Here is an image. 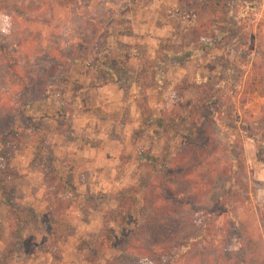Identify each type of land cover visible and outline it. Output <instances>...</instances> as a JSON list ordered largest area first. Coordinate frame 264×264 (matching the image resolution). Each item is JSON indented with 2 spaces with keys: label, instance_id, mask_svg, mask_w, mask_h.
Segmentation results:
<instances>
[{
  "label": "rangeland",
  "instance_id": "1",
  "mask_svg": "<svg viewBox=\"0 0 264 264\" xmlns=\"http://www.w3.org/2000/svg\"><path fill=\"white\" fill-rule=\"evenodd\" d=\"M66 1L70 9H55L59 28L40 31L42 45L68 39L63 67L30 107L0 123L6 135L0 174L16 208L34 219L18 243L6 244L12 237L0 206V264L7 245L15 248L14 264H87L85 242L97 236L105 212L115 209V193L131 184L143 182L148 197L161 196L170 175H176L182 183L178 179L175 186L196 195L184 206L212 203L229 186L209 171L219 165L217 146L226 143L220 124L240 143L245 181L254 199L264 203V164L256 161L255 144L246 133L264 143L263 100L251 71L252 64H264V0H245L257 6L247 28L237 24L232 0H89L98 6L82 14L73 9V0ZM214 13L215 23L229 32L218 46L196 33ZM79 18L86 26L80 40ZM3 22L0 14V33ZM108 59L121 68L116 82L94 77L93 66ZM217 89L220 97L210 103L218 113L215 123L205 104ZM172 103L182 129L175 141L146 116L159 118ZM35 134L47 148L39 159L34 158ZM166 147L171 159L189 154L176 161L175 171L136 166L138 151L157 158ZM56 170L66 180L58 200L70 207L52 225L47 213L57 211L47 209ZM134 226L130 220L115 228L113 248L96 264H151L127 251Z\"/></svg>",
  "mask_w": 264,
  "mask_h": 264
},
{
  "label": "trees",
  "instance_id": "2",
  "mask_svg": "<svg viewBox=\"0 0 264 264\" xmlns=\"http://www.w3.org/2000/svg\"><path fill=\"white\" fill-rule=\"evenodd\" d=\"M25 1L0 0V14L4 16L0 33V123L7 117L18 115L23 108L30 107L36 99L35 95L44 93L50 84L49 77L63 67L61 60L67 59L65 52L70 50L68 39L42 45L40 37L41 30L49 32L53 26L54 29L59 28L55 23V9H70V2ZM33 1L34 4L31 3ZM232 1L237 24L243 28L249 27L257 13V6L245 0ZM73 4V9L81 14L95 6L89 4V0H73ZM81 4L84 6L79 8ZM216 17V13L210 16V20L201 24L196 33L198 38H211L214 41L212 45L218 46L229 32L215 23ZM82 18L78 21L81 30L79 40L85 35L86 26L81 22L85 18ZM25 45L26 49L21 52ZM12 49H16V52ZM251 68L253 81L258 85L263 100L260 112L264 114V64H252ZM120 70L117 62L110 59L93 66L94 77L105 82H116L120 78ZM220 94L221 90H214L205 104L215 123L218 122V113L216 106L211 107L210 103L211 100L216 101ZM233 96L234 93L230 98ZM174 108L177 112L176 103L171 104L168 112L160 111L159 118H153L149 112L146 116L149 122H156L164 130L166 139L175 141L182 137V129L180 116L172 111ZM220 126L226 133V143L217 146L219 165L209 171L212 172V179L226 180L229 185L226 192L210 204L194 202L186 207L184 205L188 199L195 200L196 195L186 193L187 189L181 188L182 184L175 186L179 179L176 175H170L166 195L148 197L143 193L146 190L143 182L120 189L115 193V209L105 212L97 236L85 242L84 261L87 264H96L106 257L113 248L115 228H122L130 220L134 221L135 226L127 251L151 264H264V203L254 199L245 181V162L240 143L228 133L224 124ZM246 133L255 144L256 161L264 164V143L249 130ZM5 138L6 135L0 132V157L6 146ZM32 138L35 144L34 158L39 159L47 148L42 136L35 134ZM183 156L171 159L167 147L157 158L145 151H138L136 166L151 172L170 173L175 171L176 161ZM207 163L209 161L206 160ZM54 174L50 180L56 181L53 186L56 189L50 193L53 202L49 203L50 207L47 206V210L52 208L57 211L47 213L48 222L52 225L60 221L70 207L58 200V190L66 189V180L61 172L57 173L56 170ZM7 182V178L0 174V206L5 211L6 228L12 237L6 244H16L26 224L34 219L29 213L16 208ZM15 255V248L7 245L5 264H14Z\"/></svg>",
  "mask_w": 264,
  "mask_h": 264
}]
</instances>
